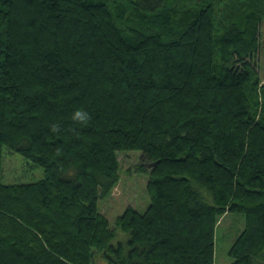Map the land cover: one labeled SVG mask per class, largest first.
<instances>
[{"label":"trees","instance_id":"obj_1","mask_svg":"<svg viewBox=\"0 0 264 264\" xmlns=\"http://www.w3.org/2000/svg\"><path fill=\"white\" fill-rule=\"evenodd\" d=\"M263 19L264 0H0V264H214L228 213L231 264H264ZM5 146L43 177L3 182ZM129 150L149 202L111 227Z\"/></svg>","mask_w":264,"mask_h":264},{"label":"rangeland","instance_id":"obj_2","mask_svg":"<svg viewBox=\"0 0 264 264\" xmlns=\"http://www.w3.org/2000/svg\"><path fill=\"white\" fill-rule=\"evenodd\" d=\"M260 52L256 55L258 70L264 83V19L259 29ZM140 151L129 150L118 153L120 161V180L113 188L111 195L101 201V210L109 219L110 226L114 227L116 217L122 213L127 205H132L143 211L149 202L146 191L147 174L136 169ZM43 177V169L25 159L17 152L3 147V182H26L38 180ZM244 222L240 213H228L220 218L215 231V257L214 264H231L233 258L228 251ZM122 238L126 235L118 231Z\"/></svg>","mask_w":264,"mask_h":264},{"label":"clouds","instance_id":"obj_3","mask_svg":"<svg viewBox=\"0 0 264 264\" xmlns=\"http://www.w3.org/2000/svg\"><path fill=\"white\" fill-rule=\"evenodd\" d=\"M70 120L75 125L86 126L91 121V114L85 106L75 107L71 112ZM50 128L53 133L62 131V125L59 122L52 123ZM72 131L75 132V129H72Z\"/></svg>","mask_w":264,"mask_h":264}]
</instances>
